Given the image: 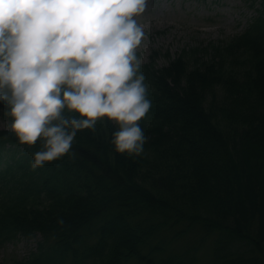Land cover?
Returning <instances> with one entry per match:
<instances>
[{
    "label": "trees",
    "instance_id": "16d2710c",
    "mask_svg": "<svg viewBox=\"0 0 264 264\" xmlns=\"http://www.w3.org/2000/svg\"><path fill=\"white\" fill-rule=\"evenodd\" d=\"M236 47L251 52L254 74L240 84L232 79L233 67L224 65L232 54L221 52L219 62L189 71L182 63L174 87L166 81L172 69L152 75L156 100H162L154 114L161 115L147 127L152 141L141 154L116 152L103 137L108 132L112 138L109 124L97 125L99 136L77 133L76 140L90 143L101 156L99 165L93 155L88 161L108 174L77 175L62 163L60 174L73 175L76 182L84 179L87 195L70 192L47 212L15 213L24 229L58 240L38 264H64L67 253L73 264H115L132 254L147 264H195L192 249L166 259L153 255L182 233L175 230L181 223L230 236L214 244L210 264H264V33L236 42ZM203 165L218 168L201 170L200 181L195 169ZM186 182L201 188L188 189ZM8 219L1 217L0 226ZM89 233L98 243L86 247L83 257L77 248ZM250 234L256 239L249 240ZM247 249L251 260L244 258Z\"/></svg>",
    "mask_w": 264,
    "mask_h": 264
},
{
    "label": "clouds",
    "instance_id": "9594fccd",
    "mask_svg": "<svg viewBox=\"0 0 264 264\" xmlns=\"http://www.w3.org/2000/svg\"><path fill=\"white\" fill-rule=\"evenodd\" d=\"M149 0H0V105L31 166L69 153L79 130L108 118L115 151L141 154L151 107L139 18ZM73 113L78 115H73Z\"/></svg>",
    "mask_w": 264,
    "mask_h": 264
},
{
    "label": "rangeland",
    "instance_id": "374dc122",
    "mask_svg": "<svg viewBox=\"0 0 264 264\" xmlns=\"http://www.w3.org/2000/svg\"><path fill=\"white\" fill-rule=\"evenodd\" d=\"M240 1L244 3V0H190L182 4L181 0H160L155 6L151 7L148 4L146 12L139 18L140 22L154 23L156 20H170L185 25L217 29L211 33L194 34L188 31L172 30L167 35H149L148 38L143 39L142 45L137 50L138 56L142 59L141 64L147 62L152 49L168 50L170 55H173L187 44L195 45L212 40H223L241 32L252 11L247 10L242 23L237 25L233 20L238 18V13L243 9L236 10L233 6H241ZM152 31L153 29L149 30V32ZM156 64L165 65L166 58H159ZM7 126V122L0 120V129ZM180 244L181 242L178 245ZM35 245V239H20L6 244L0 249V264H18L31 250H34Z\"/></svg>",
    "mask_w": 264,
    "mask_h": 264
}]
</instances>
